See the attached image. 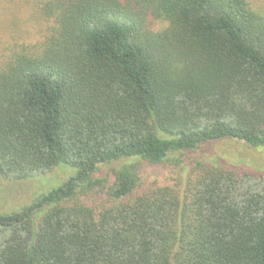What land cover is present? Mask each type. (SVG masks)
Here are the masks:
<instances>
[{"label":"trees","instance_id":"1","mask_svg":"<svg viewBox=\"0 0 264 264\" xmlns=\"http://www.w3.org/2000/svg\"><path fill=\"white\" fill-rule=\"evenodd\" d=\"M37 15L42 39L0 62V185L73 174L0 213V264H264V172L176 156L264 148V13L39 0ZM166 162L172 183L141 190V166ZM98 190L104 204L82 202Z\"/></svg>","mask_w":264,"mask_h":264},{"label":"rangeland","instance_id":"2","mask_svg":"<svg viewBox=\"0 0 264 264\" xmlns=\"http://www.w3.org/2000/svg\"><path fill=\"white\" fill-rule=\"evenodd\" d=\"M39 0H0V62L14 49L22 45H31L42 39L44 24L38 18L37 4ZM253 9L264 13V0H249ZM182 167H191L197 161L205 163H221L240 169L264 172V148L253 149L242 143L231 140L213 141L200 145L196 150L176 155ZM177 172L172 162L153 166L143 164L140 170V189L170 185ZM72 170L58 167L44 177L22 180L0 185V213H7L23 205L29 204L42 193L59 186ZM96 176H107L108 185L112 176L108 167L100 168ZM83 203L98 208L106 202L103 190H98L86 197Z\"/></svg>","mask_w":264,"mask_h":264}]
</instances>
